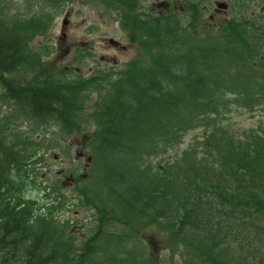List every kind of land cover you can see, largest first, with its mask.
<instances>
[{
  "label": "trees",
  "instance_id": "obj_1",
  "mask_svg": "<svg viewBox=\"0 0 264 264\" xmlns=\"http://www.w3.org/2000/svg\"><path fill=\"white\" fill-rule=\"evenodd\" d=\"M17 1L0 0V112L10 109L0 113V264H159L139 238L145 230L190 264H264V135L237 137L226 124L233 107L264 105L260 19L235 9L217 32L195 37L191 22L211 0L179 3L185 14L156 13L144 0H23L11 15ZM76 1L116 13L147 62L118 77L44 67L49 49L33 45ZM92 93L100 106L87 114ZM92 127L86 172L66 171L77 181L69 205L94 214L77 244L56 216L67 209L62 187L37 182L46 207L13 191L40 174L41 151ZM197 129L204 140L170 156Z\"/></svg>",
  "mask_w": 264,
  "mask_h": 264
},
{
  "label": "rangeland",
  "instance_id": "obj_2",
  "mask_svg": "<svg viewBox=\"0 0 264 264\" xmlns=\"http://www.w3.org/2000/svg\"><path fill=\"white\" fill-rule=\"evenodd\" d=\"M172 0H144L143 6L146 9H153L156 13H177L185 14L180 11L179 3L186 0H176L178 5L170 3ZM224 2L229 8L223 12L216 11V4ZM23 0H18L10 10L11 15L18 11L23 13L21 5ZM166 4L172 7L166 9ZM213 7L205 9V16L194 23L191 22V29L195 37H202L208 32H217L218 27L225 25L237 15L235 9H241L248 15L257 16L261 26L264 28V0H212ZM214 16L213 19L211 17ZM184 17V16H182ZM192 21V20H191ZM194 26V27H193ZM110 40H115L126 49H119L111 45ZM34 48L49 49V55L43 58L44 67L47 69L56 68L57 72L66 73L68 76L89 77L97 70H106L113 77H118L123 73L127 64L130 62L146 63L147 57L138 45L131 41L130 36L120 25L119 17L116 13H111L102 5H94L89 2L76 1L65 7L62 15L56 18L49 33L42 38L36 39ZM264 55V54H263ZM82 61L79 63L77 61ZM259 61L264 62V56ZM36 75H29L28 80H34ZM1 92V91H0ZM85 112L87 114L95 112L100 106L99 95L90 94L89 101L86 102ZM10 112L8 106L1 107V115ZM230 125L237 137H244L245 133L258 131L264 135V105L257 106L251 110L233 107L229 119L226 122ZM22 131L30 129L29 123H20ZM89 132L75 135L66 142L60 141V148L54 150H44V162L39 169L40 174L33 178H24V182L19 180L14 188V194L24 196L26 199L33 200L39 207L48 206L45 198L46 190L37 186V182L45 183L46 186L62 187L66 194L67 209L59 210L56 216L64 223H68L70 232L75 235L76 243L80 244L87 233V227L92 224L93 213L81 207L69 205L71 193L77 186L76 178L66 171L75 167L80 168L81 176L89 166V151L87 141ZM47 130L53 131L48 127ZM34 139L39 140L42 136L34 134ZM206 132L203 129L190 131L181 145L180 149L174 150L170 156H180L184 149L199 139L204 140ZM66 151L69 157L64 154ZM45 152V153H44ZM66 155V156H65ZM34 167V166H33ZM76 200V199H75ZM139 238L148 247L151 254L158 257L159 264H190V261L183 258L181 249L171 251L166 249L163 235L154 230L143 231Z\"/></svg>",
  "mask_w": 264,
  "mask_h": 264
},
{
  "label": "flooded vegetation",
  "instance_id": "obj_3",
  "mask_svg": "<svg viewBox=\"0 0 264 264\" xmlns=\"http://www.w3.org/2000/svg\"><path fill=\"white\" fill-rule=\"evenodd\" d=\"M175 1H176V0H172L170 3H173V2H175ZM196 1H197V0H196ZM165 5H166V7L170 10V8H171L170 5H169V4H166V3H165ZM217 12H222V11H217ZM213 18H214V16L211 17V19H213ZM193 27H194V26H193ZM116 47H118L119 49H123V50L126 49V47H123V46H121V45H118V46H116ZM263 56H264V55H261V57H263Z\"/></svg>",
  "mask_w": 264,
  "mask_h": 264
},
{
  "label": "water",
  "instance_id": "obj_4",
  "mask_svg": "<svg viewBox=\"0 0 264 264\" xmlns=\"http://www.w3.org/2000/svg\"><path fill=\"white\" fill-rule=\"evenodd\" d=\"M218 7L221 8V9H225L226 8V5L219 4ZM110 44L111 45H117V42L115 40H110Z\"/></svg>",
  "mask_w": 264,
  "mask_h": 264
}]
</instances>
